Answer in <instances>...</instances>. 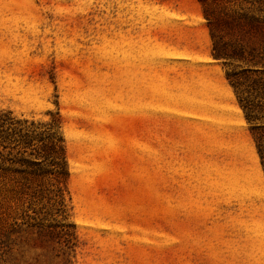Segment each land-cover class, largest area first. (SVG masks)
<instances>
[{
	"label": "rangeland",
	"instance_id": "1",
	"mask_svg": "<svg viewBox=\"0 0 264 264\" xmlns=\"http://www.w3.org/2000/svg\"><path fill=\"white\" fill-rule=\"evenodd\" d=\"M205 15L256 28L212 40ZM214 41L264 71V0H0V110L56 119L68 173L63 206L0 193V264H264V176L238 62L198 55Z\"/></svg>",
	"mask_w": 264,
	"mask_h": 264
},
{
	"label": "trees",
	"instance_id": "2",
	"mask_svg": "<svg viewBox=\"0 0 264 264\" xmlns=\"http://www.w3.org/2000/svg\"><path fill=\"white\" fill-rule=\"evenodd\" d=\"M205 16L209 20L212 40L214 28L220 25L237 30L247 29L248 32L256 28L252 22H240V16L219 21H211ZM223 45L230 46V42H224ZM245 51L241 44L230 53L220 51L214 41L211 56L214 60L238 62L239 70L226 72L224 77L250 126L264 176V71L256 67L262 57L254 54L255 48ZM255 98L258 100L254 101ZM58 128V121L52 119L43 125L42 131H38L39 124L34 126L32 122L19 121L10 112L0 110V193L12 194L19 190L44 188L47 193H51L50 200L63 206L62 187L68 173Z\"/></svg>",
	"mask_w": 264,
	"mask_h": 264
},
{
	"label": "crops",
	"instance_id": "3",
	"mask_svg": "<svg viewBox=\"0 0 264 264\" xmlns=\"http://www.w3.org/2000/svg\"><path fill=\"white\" fill-rule=\"evenodd\" d=\"M198 55L203 58V59H212L211 55H210V52H209V48L206 46V47H203L199 52H198ZM212 62H217V61H214L212 60ZM233 100H231L232 103H234V97L232 98Z\"/></svg>",
	"mask_w": 264,
	"mask_h": 264
}]
</instances>
